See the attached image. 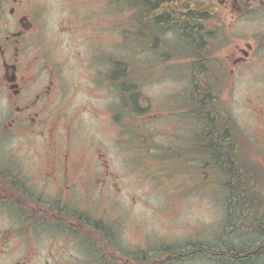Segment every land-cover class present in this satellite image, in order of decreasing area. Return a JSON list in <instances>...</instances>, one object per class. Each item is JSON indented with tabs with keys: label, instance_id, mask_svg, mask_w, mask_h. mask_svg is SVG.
<instances>
[{
	"label": "rangeland",
	"instance_id": "1",
	"mask_svg": "<svg viewBox=\"0 0 264 264\" xmlns=\"http://www.w3.org/2000/svg\"><path fill=\"white\" fill-rule=\"evenodd\" d=\"M143 1L39 0L44 5L45 45L58 63L61 89L53 114L42 116L45 121L37 127L41 132L11 137L14 143L30 139L44 146L57 139L59 153L69 152L74 162L100 171L89 184L88 213L91 218H103L105 230L110 227L122 249L129 252L161 244L216 241L225 219L227 195L221 186L223 177L206 158L208 154L197 155L193 142L184 145L186 129L195 130L191 116L197 114L188 57L192 54L187 52L180 29L161 32L163 28L156 26L155 8L142 15L139 4ZM231 22L229 18L204 22L210 29L220 25L213 36L206 34L216 47L208 56L213 64L223 65L227 74L230 70L228 86L222 84L217 105L224 117L217 123L222 130L228 118L225 111L232 116L230 132L236 138L238 159L255 173L257 191L264 197L260 158L264 146L258 140V117L251 110L264 91V62L260 61L264 36L254 33L260 19L235 20L237 27L252 23L246 36L228 30ZM64 26L67 31L61 30ZM158 32V39L153 40L151 35ZM247 44L253 48L258 44L249 55L256 65L241 69L242 62L231 70L229 59L240 54L239 48L246 50ZM118 62L127 64L129 74L124 79L113 76ZM127 83L139 94L136 105L147 108L143 117L129 118L133 110L122 105ZM50 126L55 127L53 137ZM141 135L148 140L146 147L140 144ZM211 144L207 139L197 143V149L205 152ZM7 229L16 233L3 241L2 232ZM19 230L16 222L8 223L0 215V264H133L110 248L103 231V240L97 231L90 232L88 249L71 232L47 233L42 228L40 238L27 243L21 241ZM250 240L255 238L251 235ZM258 263L264 264V256ZM171 264L216 263L195 258Z\"/></svg>",
	"mask_w": 264,
	"mask_h": 264
},
{
	"label": "flooded vegetation",
	"instance_id": "2",
	"mask_svg": "<svg viewBox=\"0 0 264 264\" xmlns=\"http://www.w3.org/2000/svg\"><path fill=\"white\" fill-rule=\"evenodd\" d=\"M185 1L155 0L158 7L166 2L174 11L176 6ZM193 1L209 3L202 10H195L196 15L210 19L229 18L232 22L228 30L237 31L244 36L247 32L249 34L252 23L237 27L234 26L235 20L260 19L259 27L254 33L264 36V0ZM155 2L144 0L139 4V8L142 7L144 10L143 16L156 8ZM43 6L39 0H0V215L8 223L16 222L20 228L18 235L23 242L31 243L40 238L42 228H46L47 233L51 230L54 233L63 230L76 234L89 249L90 232L97 231L96 235L103 240L100 233L103 231L104 234L106 227L103 218H91L88 213L89 184L92 183V176L99 175L100 171L95 172L89 164L74 162L69 157V152L59 153L57 139L51 140L46 146L38 142L33 143L30 139L17 140L16 143L11 139L12 136L34 135L41 132L37 127L45 121L42 116L53 114L55 96L58 89H61L58 63L51 57L45 45ZM177 13H179L177 16L184 14L180 9ZM215 26L213 29L205 28L204 32L213 36L220 25ZM173 29H177V26L169 24L166 31ZM61 30L67 31L68 26L62 27ZM251 46L247 44L246 50L239 48L240 54L235 59H229L232 62L231 70L240 66L242 62L244 63L241 69L256 65L254 64L256 61L249 60V55L258 44L254 48ZM260 61L264 62V57ZM217 69L218 82H226L228 86L230 70L227 74L223 65L221 67L216 65L214 73ZM262 81L264 84V80ZM218 89L221 96L222 89L220 86L217 91ZM194 94L197 98L201 97V93ZM263 95L264 91L257 96L259 106L254 103L251 110L258 117L256 128L261 132L258 140L264 146ZM191 120H194L195 130L192 132V129H186L184 145L188 141L197 147V143L202 144L204 138L208 139L211 145L217 144L218 131L215 132L213 139L212 134L207 131V127L211 129L214 127L213 124L204 123L199 112L195 117L191 116ZM189 121L190 119L185 121V124ZM48 129L50 137H53L55 127L50 126ZM228 129L231 131L230 127ZM223 133L224 130H221V134ZM227 145L233 147V141ZM262 152L264 153V148ZM260 158L264 162V154ZM77 188L81 190L75 193ZM78 194L84 198L77 197ZM262 205L256 204L253 207L257 217H253L250 212L246 214L247 216L242 219L244 225L242 233L238 229L237 235L232 234L228 240L230 244L243 247L246 255L250 254L252 246L261 239L260 250L264 256V233L260 235L261 233H258L260 230L257 232V227L262 226L261 217L264 216ZM14 234L9 233L8 229L3 230L1 238L4 241V238ZM251 235L255 240H250ZM106 236L108 243L112 240L118 243L114 239L116 237L114 231L111 230ZM212 243L218 244V239ZM118 245L121 247L119 243ZM111 246L110 248L114 250ZM201 258L208 260L206 257Z\"/></svg>",
	"mask_w": 264,
	"mask_h": 264
},
{
	"label": "trees",
	"instance_id": "3",
	"mask_svg": "<svg viewBox=\"0 0 264 264\" xmlns=\"http://www.w3.org/2000/svg\"><path fill=\"white\" fill-rule=\"evenodd\" d=\"M157 4L158 3L155 2L156 13L153 18L156 26L158 28H163L161 32H166L167 25H176L177 29H180L181 31L182 39H185H183V42H185L188 47L187 52L192 54H189L188 57L192 61L189 63V69H191L190 75L193 84L192 100L196 104V110L201 114L204 123H211L214 125V127L212 126V129L207 127L208 133L212 134V139L215 132L218 131L217 139H219L216 145H209L205 152H202V150L198 151V149L195 150L199 156H205L208 154V157H211V160L213 161V165L219 170V173H221L223 177L221 186L227 193L225 197V219L221 233L217 236L218 244L212 243L213 241L203 240L200 242H186L181 246L161 244L159 247L149 250L142 249L131 252L123 250L122 247H120L118 243L116 244L113 240L108 243V245H112L116 252L122 254L125 260H130L133 264H147L148 262L151 264H171L199 257H206L208 260L217 264H260L258 263V258L263 256V253H261L260 250V238V241L252 246L249 255H246V250H243V247L228 242L232 234L237 235L236 230L239 229L240 233H242L244 226L242 219L247 216L246 214H249L250 212L253 217H257L256 210L253 209V207H255L256 204H263L264 197L257 191L259 182L258 179H256L255 173H253L251 169L250 171L245 169L242 162L238 159L236 138L228 129L232 124V116L228 114V111H225L228 118L223 124V127H221V129L223 128L222 130H224L223 134H221V130L217 123V119L224 117L221 111L218 110L217 106L221 99L219 93L220 89L217 91V88L220 86L222 89V84L224 82H218L217 79L219 77H217V75L219 74V70L217 69V72L214 73L216 65L213 64L212 56H208V54L216 50L214 42H212L211 39H208L206 37V34L208 33L204 32V22L210 20V18H203L195 13V10H202L203 7L209 5V3L207 2V4H204L193 0H186L185 2H182L180 6H176L175 11L174 9L172 10L170 4L168 5L166 2L160 7H158ZM179 9L182 10L184 14L177 16L179 15V13H177ZM161 32L154 33L153 36L151 35V38L157 40L158 34ZM117 64L118 65L113 72L114 78H126L129 74L127 71V64L125 65L120 62ZM132 86L133 84L130 83L125 84L123 88L122 105H124V107H131L133 110V113L128 114L129 118L134 117L137 119L138 117H143V113L147 111V108H142V106L136 105V100L139 94L137 91H133ZM195 92H197V94L201 93V97L197 98L194 94ZM126 93H129V95ZM198 107H200V109H198ZM121 113L124 114V112ZM203 113L206 115L204 116ZM119 115L120 114L117 113V119L119 118ZM129 128L136 130L132 127ZM142 138L143 140H140L141 145L148 143V140H146L145 137L142 136ZM205 140L207 139L204 138L203 141ZM231 141H233V147L227 145L228 142ZM176 152V155H180L181 153L180 150H176ZM251 182L253 184H251ZM261 218L262 226L257 227V232L260 230V232H258L259 234L261 233L260 235L264 233V216ZM105 233L108 235L111 233V230L107 228Z\"/></svg>",
	"mask_w": 264,
	"mask_h": 264
}]
</instances>
